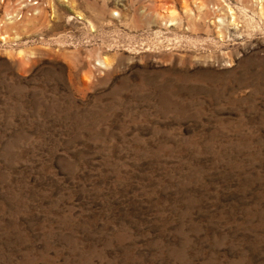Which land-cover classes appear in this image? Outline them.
Returning <instances> with one entry per match:
<instances>
[{"label":"rangeland","instance_id":"1","mask_svg":"<svg viewBox=\"0 0 264 264\" xmlns=\"http://www.w3.org/2000/svg\"><path fill=\"white\" fill-rule=\"evenodd\" d=\"M0 264H264V0H0Z\"/></svg>","mask_w":264,"mask_h":264}]
</instances>
